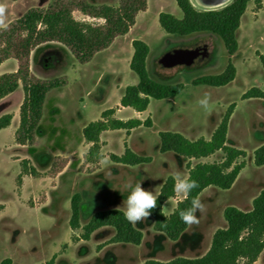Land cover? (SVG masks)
I'll return each instance as SVG.
<instances>
[{
	"label": "rangeland",
	"instance_id": "obj_1",
	"mask_svg": "<svg viewBox=\"0 0 264 264\" xmlns=\"http://www.w3.org/2000/svg\"><path fill=\"white\" fill-rule=\"evenodd\" d=\"M52 0H0L6 5V24L20 17L31 7H46ZM95 4L117 5L118 0H88ZM191 0L197 9L221 8ZM171 12L182 17L176 0H148L147 9L140 12L131 31L118 36L113 44L88 62L81 64L72 53L58 42H48L34 48L30 56V70L42 79L65 77L66 85L53 89L45 105V114L33 146L19 145L15 131L20 122V106L24 90L20 86L0 101V116L12 114V126L0 131V262L11 258L13 264H143L147 259L168 261L178 256L200 257L210 248L214 232L227 226L224 209L233 205L242 210L252 207L253 199L264 189V165L254 163V151L264 143V100L242 99L252 87L264 88V69L259 55L264 54V1L259 11L251 2L244 13L237 32L239 51L231 56L220 37H178L166 33L159 24L160 12ZM78 20L101 22L75 11ZM141 39L150 47L147 67L151 77L181 82L184 90L167 99H151L148 109L140 114L150 118L152 126L134 128L130 134L124 129L106 130L101 134L103 154L98 164H85L90 143L83 136L84 127L101 118L104 110L118 108L128 85L138 82L130 69L133 55L132 40ZM185 39L187 41H183ZM189 39V40H188ZM208 48L203 61L185 69L183 66L165 68L159 63L162 53L170 46ZM172 48V49H173ZM232 59L237 68L236 78L225 86L194 85L192 81L203 75L221 73ZM18 61L8 59L0 65V74L16 71ZM205 94L213 106L211 114L199 104ZM236 103L231 117L227 143L243 149L246 165L230 189L209 186L199 199L205 206L197 213L199 225L189 226L177 241L169 240L154 228L150 217L135 225L143 233L140 245L109 244L114 235L112 227L96 230L91 239L79 238L82 229L69 225L71 198L83 194L84 210L81 224L97 210L119 208L125 211L130 185L141 183L145 190L159 193L169 175L187 177V164L221 161V151L203 159L189 160L174 152H160V131H174L189 139L210 138L230 104ZM131 107H120L115 116L127 120L137 115ZM125 145L140 155L151 156L150 163L134 166L116 164L112 153L121 155ZM107 158L109 163L103 164ZM59 159L61 171L54 172L52 163ZM28 160L38 175H22L21 164ZM105 184V185H103ZM176 196L164 204L170 214ZM74 237H77L76 239ZM258 264H264V253Z\"/></svg>",
	"mask_w": 264,
	"mask_h": 264
},
{
	"label": "trees",
	"instance_id": "obj_2",
	"mask_svg": "<svg viewBox=\"0 0 264 264\" xmlns=\"http://www.w3.org/2000/svg\"><path fill=\"white\" fill-rule=\"evenodd\" d=\"M15 1V0H14ZM264 0H232L221 8L197 9L191 0H176L182 17L171 12L162 11L159 14V24L168 34L191 38L209 36L220 37L227 53L234 56L239 51L237 32L241 19L253 3L256 10L263 7ZM148 0H118L117 5L95 4L88 0H52L46 7H31L20 17L0 28V65L8 59H16L18 68L13 72L0 74V101L14 93L20 86L24 90V100L20 106V122L15 131V141L19 145L33 146L36 135L45 114V105L49 93L66 85L65 77L42 79L32 74L30 70L31 52L37 46L58 42L64 45L81 64L90 62L94 56L109 48L118 36L127 35L136 23L138 14L147 9ZM79 11L84 16L101 22L78 20L74 12ZM183 41H187L182 39ZM189 40V39H188ZM133 55L130 69L138 76V82L128 85L120 99L121 107H131L137 112L148 109L151 99H167L179 95L185 88L181 82L168 83L167 80H156L151 77L147 59L150 54L149 45L141 39L132 40ZM173 46H170L172 49ZM169 49V50H170ZM264 69V54L259 55ZM237 68L231 58L225 69L218 74L203 75L192 81L194 85L225 86L236 78ZM259 98L264 100V88L252 87L246 91L242 99ZM236 108L232 103L227 108L220 123L214 129L210 138L198 137L189 139L179 132L160 131V152H174L182 157L192 159L208 158L217 152L223 153L221 161H200L194 165L188 163V177L198 182L189 197L177 202L175 214L164 212L165 202L176 196L175 179L169 175L158 194L157 207L152 210L151 218L156 231L164 234L169 240L177 241L188 229L179 217V211L191 207L193 198H199L209 186L230 189L246 165V151L227 143L231 117ZM117 108H109L102 112L101 118L87 124L83 129L85 140L90 147L85 154V164H98L103 157L101 152V134L106 130L124 129L127 134L142 125L151 127L150 118L141 120L130 118L123 120L115 116ZM13 115L0 116V131L9 127ZM110 159L114 163L124 165H139L150 163L151 156H144L125 145L122 155L112 153ZM28 160L21 164L22 175L37 176L34 167L28 168ZM254 163L264 165V143L254 151ZM59 159L52 163L54 172L61 171ZM3 205H0V209ZM84 203L83 194L76 192L71 198V216L69 225L72 230L82 229L80 239L90 240L92 234L102 227H112L115 232L108 240L109 244L140 245L144 233L135 225L130 224L119 208H107L95 211L82 225ZM227 226L217 229L212 237L209 250L200 257L178 256L168 261L147 259L143 264H254L264 251V189L253 199L249 210H242L229 205L224 209ZM75 239L77 237H74ZM11 258L3 259L0 264H12ZM54 258L46 264H53Z\"/></svg>",
	"mask_w": 264,
	"mask_h": 264
},
{
	"label": "clouds",
	"instance_id": "obj_3",
	"mask_svg": "<svg viewBox=\"0 0 264 264\" xmlns=\"http://www.w3.org/2000/svg\"><path fill=\"white\" fill-rule=\"evenodd\" d=\"M5 21L6 5L0 3V28H7ZM199 104L206 112L212 113L213 106L210 104V96L208 94H205L204 98L199 101ZM102 163L107 165L109 160L105 158ZM174 179L175 193L178 196H182L185 200L189 197L191 191L199 186L197 181L189 177H181L179 174H176ZM129 187L130 193L127 196L124 216L130 224L138 225L150 218L152 210L157 207V200L160 194H154L153 191L145 190L141 183L136 184L134 187L131 185ZM204 211L205 206L202 201L199 198H193L191 207L187 210L179 211V217L188 226L199 225L200 220L197 213H203ZM173 214H175V210H173Z\"/></svg>",
	"mask_w": 264,
	"mask_h": 264
},
{
	"label": "water",
	"instance_id": "obj_4",
	"mask_svg": "<svg viewBox=\"0 0 264 264\" xmlns=\"http://www.w3.org/2000/svg\"><path fill=\"white\" fill-rule=\"evenodd\" d=\"M208 48L203 47H177L162 53L159 63L165 68L183 66L185 69L192 67L195 62L203 61L207 56Z\"/></svg>",
	"mask_w": 264,
	"mask_h": 264
},
{
	"label": "crops",
	"instance_id": "obj_5",
	"mask_svg": "<svg viewBox=\"0 0 264 264\" xmlns=\"http://www.w3.org/2000/svg\"><path fill=\"white\" fill-rule=\"evenodd\" d=\"M143 12V11H142ZM132 29V28H131ZM131 31V30H130ZM257 99H259V98H257ZM120 105H119V107L117 108V110H116V112L118 113V111H119V109H120ZM142 112H138L137 113V115L134 117V118H139V119H141V120H143L142 118H140V114H141ZM128 120V119H127ZM13 122H14V120L12 121V124H13ZM12 124L10 125V126H12ZM9 126V127H10ZM9 127H7V128H9ZM7 128H5V129H7ZM5 129H3V130H5ZM2 131V130H1ZM131 132H132V130H131ZM129 147V146H128ZM133 150V149H132ZM134 151V150H133ZM137 153V152H136ZM122 155V154H121ZM188 159V158H187ZM152 160H153V158H152ZM190 160V159H189ZM113 162V161H112ZM116 164H118V163H116ZM122 165H124V164H122ZM127 166H130V165H127ZM187 177H188V175H187ZM103 185H105V184H103ZM106 186V185H105ZM162 187V186H161ZM160 191V190H159ZM182 200V199H181ZM2 209H4V207L2 208ZM1 210V209H0ZM263 253H264V251L261 253V255L259 256V258H258V260L254 263V264H258L259 263V261H260V259H261V257H262V255H263ZM14 263V262H13ZM12 263V264H13Z\"/></svg>",
	"mask_w": 264,
	"mask_h": 264
},
{
	"label": "bare ground",
	"instance_id": "obj_6",
	"mask_svg": "<svg viewBox=\"0 0 264 264\" xmlns=\"http://www.w3.org/2000/svg\"><path fill=\"white\" fill-rule=\"evenodd\" d=\"M200 1L206 5L218 6L224 4L228 0H200Z\"/></svg>",
	"mask_w": 264,
	"mask_h": 264
}]
</instances>
